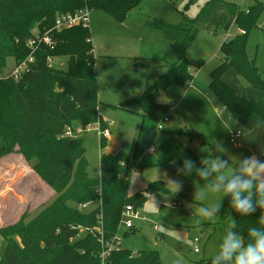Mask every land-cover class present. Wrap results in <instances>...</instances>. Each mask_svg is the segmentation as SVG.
Returning <instances> with one entry per match:
<instances>
[{"label": "trees", "instance_id": "trees-1", "mask_svg": "<svg viewBox=\"0 0 264 264\" xmlns=\"http://www.w3.org/2000/svg\"><path fill=\"white\" fill-rule=\"evenodd\" d=\"M145 1L0 0V72H6L9 59L16 62L28 57V41L36 32L49 31L56 40L54 48L40 45L35 60L18 79L7 76L8 73L0 74V136L4 140L0 159L20 152L55 191L54 200L36 216L27 220L25 212L19 221L0 228L5 239L0 264H102V236L98 228H102L105 239L111 240L119 232L126 205L139 209L150 190L157 187L169 191L155 182L148 183L145 192L131 194L135 163L122 150L103 152L99 176H89L85 133H65L67 127L86 129L98 119L105 128L106 122L98 114L97 64L89 27L78 24L58 31L54 27L56 17L88 9L101 10L125 21L134 10L141 11ZM263 9V0H253L246 9L227 0H207L194 18L184 17L176 24L154 18L153 26L169 40L178 59L131 100L137 101L148 114L167 116L171 105L157 102V96L169 86L191 82L195 70L191 69L193 64L186 53L198 32H228L236 24L239 32L222 43L223 60L212 70L209 85L241 123L253 114L264 119V79L256 60L247 52L249 33L258 26ZM58 55L67 57L66 68L52 65L50 57ZM176 133L209 144L205 135L194 128H181ZM106 143L107 138L100 136L102 149ZM190 158L200 166L197 156ZM185 178L198 177L193 173ZM260 215V209L251 216L236 215L238 230L245 239L249 227L260 226ZM106 264L162 262L158 250L132 252L119 247L111 250ZM189 264H211V260Z\"/></svg>", "mask_w": 264, "mask_h": 264}, {"label": "rangeland", "instance_id": "rangeland-1", "mask_svg": "<svg viewBox=\"0 0 264 264\" xmlns=\"http://www.w3.org/2000/svg\"><path fill=\"white\" fill-rule=\"evenodd\" d=\"M227 1L237 3L244 9L253 2ZM206 2L146 0L141 11L134 10L125 21H119L101 10H91L88 13V25H83L89 27L96 55L97 94L100 100L98 114L104 121H113L109 127L111 138L106 137L107 143L103 149L97 133L98 127L103 128L101 119L90 124L87 129H75L76 134L85 133L87 172L91 177H98L101 154L122 150L135 163L129 187L131 194L144 191L148 183L155 182L169 190L157 187L150 190L152 195L147 196L144 204L137 209V217L133 218L134 227L122 225L118 232L122 237V248L132 252L158 250L162 264H175L177 260L181 264H189L210 258L218 248L230 220L237 215L228 197L223 198L220 213L214 220H204L197 214L199 202L193 199V193L195 186L199 188L204 182L199 178L189 180L177 175L176 169L183 159L191 155L200 159L207 154L203 149H210V144L216 141L222 142L227 148L223 158H229L230 165L238 157L253 153L260 159L264 156V133L256 140L246 138L258 131L251 127V118L241 123L209 85L212 70L223 60L222 43L239 32L236 24L228 32H198L186 53L193 64L191 69L195 70L191 82L169 86L157 96V102L171 105L166 114L168 121L163 122L165 129L157 131L163 115L157 117L148 114L137 101L131 100L153 84L167 66L178 59V53L162 31L153 26L152 20L157 18L176 24L184 17L194 18ZM247 52L256 60L264 79V9L258 26L249 33ZM50 58L52 65L66 68L67 57L58 55ZM14 62L12 58L9 59L6 72L0 74L9 73ZM242 82L247 84L244 78ZM255 117L264 127V119L259 115ZM227 127H232V132L243 128L245 137L232 143V132ZM181 128H194L202 132L209 144L175 134ZM3 142L0 136V147ZM151 147H154V152H150ZM11 154L14 155L10 158L0 159V228L19 221L25 212L27 220L33 218L55 198L54 189L34 173L23 154ZM176 179L183 180V190L179 194H173L175 186L170 181ZM218 199L217 195L209 196V202ZM4 247L5 239L0 235V256Z\"/></svg>", "mask_w": 264, "mask_h": 264}, {"label": "clouds", "instance_id": "clouds-1", "mask_svg": "<svg viewBox=\"0 0 264 264\" xmlns=\"http://www.w3.org/2000/svg\"><path fill=\"white\" fill-rule=\"evenodd\" d=\"M251 127L258 131L246 137L250 141L264 133V127H261L254 114L251 117ZM226 129L233 131L232 127ZM242 129L236 131L234 136L245 137ZM203 151L207 154L200 157L199 167L191 158L185 157L176 169L179 176L188 177L195 173L204 182L199 188L195 186L193 193V199L199 202L197 214L204 220H214L220 213L224 197L229 198L231 208L241 216H251L257 209L261 210L258 219L260 226L249 227L246 239L238 230L236 219L230 220L218 248L210 257L211 264H264V160L253 153L238 157L230 165L229 158H223L228 150L220 141ZM170 181L175 186L173 194H179L183 190V180ZM210 194L217 195L219 199L209 202ZM175 264L181 262L177 260Z\"/></svg>", "mask_w": 264, "mask_h": 264}, {"label": "built area", "instance_id": "built-area-1", "mask_svg": "<svg viewBox=\"0 0 264 264\" xmlns=\"http://www.w3.org/2000/svg\"><path fill=\"white\" fill-rule=\"evenodd\" d=\"M88 13L89 10L88 9H83V10H79L76 13H63V14H59L56 17L55 20V29L58 30H62V29H66V28H71L73 26H76L78 24H83V25H88ZM42 44H46L47 46L53 48L56 44L55 40L52 38V35L50 34V32H45L43 34H39L38 32L35 33V36L30 38L28 41V46L30 47L31 52L29 53L28 57L24 60L21 61H16L14 62V66L12 67V69L10 70V72L7 74V76H11L15 79H18L19 76L28 69L29 64L32 63L35 60V52L39 49L40 45ZM51 61V58L49 59ZM168 120V118L165 116L163 117L162 121L159 122L158 127H157V131H161L163 129H160L161 127H164L163 122H166ZM113 124L112 120H108L106 121V127L105 128H101L98 127L97 128V133L100 136H105V137H109L110 135V129L109 127ZM90 125L87 126V128ZM86 128V129H87ZM80 131L82 130L81 128H78ZM240 130V129H238ZM236 130V131H238ZM75 130L71 127H67V129L65 130V133L67 135H73L75 132ZM232 132L230 135V141L232 143H236L238 142V140L242 137H235L234 134L235 132ZM150 152H154V147L150 148ZM152 194H147V196H151ZM138 215V211L137 209H135L133 207V205L129 204L126 205V207L124 208L123 212H122V217H121V221H120V226L124 225L127 228H131L133 227V218L137 217ZM99 231L101 232V243L103 246V250L101 251L100 254V258H101V263L102 264H106V258L110 255V252L112 249H116L121 247V241H122V237L117 234L116 236H114L111 240L109 239H105L103 237L102 234V228H98ZM87 231L93 232L92 229H87ZM196 251L199 250L198 247L195 248Z\"/></svg>", "mask_w": 264, "mask_h": 264}, {"label": "crops", "instance_id": "crops-1", "mask_svg": "<svg viewBox=\"0 0 264 264\" xmlns=\"http://www.w3.org/2000/svg\"><path fill=\"white\" fill-rule=\"evenodd\" d=\"M168 121V120H167ZM106 122V121H105ZM109 137L111 138V134L109 135ZM108 138V137H107ZM109 139V138H108ZM118 152V151H117ZM11 155H14V154H9V155H6V156H4V157H2L1 159H5L6 157L7 158H10L11 157ZM34 171V170H33ZM34 173H36L35 171H34ZM37 174V173H36ZM39 176V175H38ZM39 178H40V176H39ZM41 179V178H40ZM47 184V183H46ZM142 191V190H141ZM149 194H151V193H149ZM134 227V226H133Z\"/></svg>", "mask_w": 264, "mask_h": 264}]
</instances>
